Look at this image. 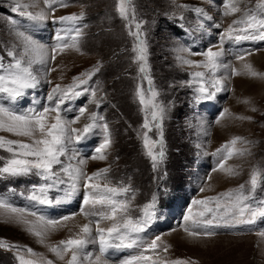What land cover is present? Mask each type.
<instances>
[{
    "label": "snow or ice",
    "instance_id": "snow-or-ice-1",
    "mask_svg": "<svg viewBox=\"0 0 264 264\" xmlns=\"http://www.w3.org/2000/svg\"><path fill=\"white\" fill-rule=\"evenodd\" d=\"M71 2L10 0V13L29 23L8 15L5 25L10 39L0 41L3 45L0 47V133H3L0 134V153L7 154L0 155V178L17 182L19 178H35L36 182L29 180L27 195L21 193L26 205L17 204L8 195H0V216L6 223H14L35 237L55 259L5 238H0V250L13 252L17 264H197L194 260L167 259L164 254L169 253L171 245L164 243L161 235L148 236L158 218L157 195L138 206L134 203L136 195L131 183L112 179L110 163L94 171L88 170L90 160L109 161L115 141L106 116L100 111L107 93L100 94L102 89L94 79L102 73V60L73 76L69 84L54 83L50 79L52 73L60 70L58 57L70 52L87 54L85 11L57 15L68 9ZM205 2L215 9L219 20L205 7L188 4H176V8L182 10L178 18L172 14V19L178 21L175 24L178 29L184 30L183 13L191 12L198 18L197 31L217 37L216 43H210L203 50L194 49L186 42H177L172 47L177 65L191 70L187 71L190 78L180 86L192 89L198 104L214 101L220 93L234 91L229 87L234 77L264 81V72L247 59L260 51L259 48L235 52V60L242 62L237 68L227 60L233 53L231 47H226L245 42L264 43V0ZM115 13L132 38L130 52L129 49L125 52H129L130 66L136 69L134 96L143 117L137 137L153 171L159 172L167 163L164 126L169 106L161 101V93L151 74L146 22L137 18L133 0H116ZM49 22L65 26L55 35L53 44L36 38L32 31ZM213 30L218 31L214 33ZM60 78L63 79V75ZM41 85L51 86L43 103L35 95ZM30 95L32 99L28 100ZM82 97L86 98L85 103L69 118L71 103ZM242 102L251 104L247 99ZM250 110L258 111L255 106ZM229 116L234 120L253 121L252 116H232L230 110L224 108L215 123L219 125ZM82 118L87 122L76 127ZM97 134L102 142L92 149L91 155H85L78 146H86ZM253 143L235 135L212 153L204 150L201 144L195 145L197 156L216 158L215 166L203 178L198 193L213 191L210 183L213 173L228 178L240 176L241 169L230 166L228 161L252 156ZM258 190L264 191V168L254 166L245 183L214 195L193 198L179 227L194 243L217 236L219 229H254L258 221L264 222V199H257ZM8 191L15 195L14 189ZM73 199H78L79 203L76 212L52 216L44 210ZM77 217H83L86 222L73 223ZM73 228L78 231L73 232ZM62 230L73 234L55 244L47 242L52 234ZM255 234L264 237V229H256ZM125 250H134V254L117 256Z\"/></svg>",
    "mask_w": 264,
    "mask_h": 264
},
{
    "label": "rangeland",
    "instance_id": "rangeland-1",
    "mask_svg": "<svg viewBox=\"0 0 264 264\" xmlns=\"http://www.w3.org/2000/svg\"><path fill=\"white\" fill-rule=\"evenodd\" d=\"M219 2L220 0H215V3L219 4ZM115 3L116 0H72L68 9L57 13V15H64L85 11L87 54L81 56L70 52L58 57L57 64L60 70L52 73L50 79L54 83L66 85L71 83L73 76L91 69L97 60H102L104 63L102 73L94 79L102 89L100 94L107 93V99L100 111L106 116L115 143L111 149L109 161L90 160L88 170L94 171L110 163L112 179L131 183L136 195L134 203L138 206L149 202L154 194L158 196V218L149 229L148 236L161 235L163 242L171 245L169 253L164 254L167 259L194 260L197 264H264V237L255 234L256 229H264V222L258 221L254 229L248 227L235 230L219 229L217 236L197 243L189 240L179 227L183 222L182 216L193 198L214 195L236 187L248 180L252 167L264 168V81L242 76L234 77L229 82V87L234 91L220 93L214 101L196 103L192 89L180 86L181 82L190 78L187 71L191 70L186 71L177 65L172 47L177 42H186L194 49L203 50L210 43H216L217 37L215 34L208 36L197 31L198 18L191 12L183 13L185 20L181 23L184 24V30L178 29L175 26L178 21L172 19V14L175 13L178 18L182 10L177 9L176 4H188L205 7L216 20L220 19L219 15L205 0H133L137 18L146 22L144 28L148 36L149 62L155 87L161 93V101L169 106L164 126L168 150L167 163L159 172H154L150 161L143 154L141 142L137 137L143 117L134 96L137 81L133 77L136 76V69L130 66L128 59L132 38L127 35L124 22L115 13ZM9 5L10 0H0V41L10 39L6 31L5 18L8 15L15 17V14L10 13ZM15 18L22 23H29L23 18ZM51 26L50 22L39 25L32 30L33 35L47 44H53L55 37L50 31ZM54 28L57 34L58 24H54ZM213 31L215 33L218 30ZM253 45L251 43L243 45L245 48L260 49L247 59L257 70L264 72V43ZM2 46L0 44V47ZM226 47L232 49L234 46L226 45ZM125 49H129V52H125ZM232 53L233 55H229L227 60L240 68L242 62L235 60V52ZM61 75L63 79L60 78ZM238 79L244 80H240L244 83L248 82L244 85L246 89L237 87L235 80ZM92 86L95 87L96 84ZM145 86H147L146 82ZM50 88V85H41L36 90V98L41 103L46 102L45 98ZM31 99L30 95L28 100ZM246 99L250 100L251 104L242 102ZM85 100L86 98L82 97L71 103L72 111L67 113L69 118L76 114L75 109L85 103ZM252 106H255L258 111L253 113L250 110ZM89 107L90 110H94L92 106ZM224 108H228L232 116H252L253 121L234 120L229 116L225 119L226 121L218 125L215 120ZM86 122L82 118L81 123L76 127H82ZM235 135L254 142L251 146L252 156L228 161L230 166L241 169V175L228 178L221 173H213V179L210 182L213 191L198 193L203 178L215 166L216 158L211 155L197 156L198 150L195 145L201 144L204 150L212 153ZM100 142L102 137L97 134L95 138H90L86 146L78 147L85 155H91L92 149ZM238 147L248 146L238 145ZM0 155L7 154L0 153ZM165 169L166 175H164ZM29 180L36 182L35 178H19V182L16 179L0 178V195H8L17 204L26 205L27 201L21 193L27 195V189L30 187ZM172 185L175 188H172ZM9 189H14L15 195H12ZM257 199H264V191L258 190ZM44 210L52 216L76 212L79 210L78 199ZM77 222L82 224L86 221ZM75 231L78 229L73 228V232ZM72 234L68 230H62L52 234L47 242L55 244ZM0 238H5L10 243L30 246L47 258L55 259L45 246L37 242L35 237L14 223H6L2 216H0ZM130 254H134V250H125L117 256ZM0 264H17L14 253L0 250Z\"/></svg>",
    "mask_w": 264,
    "mask_h": 264
},
{
    "label": "bare ground",
    "instance_id": "bare-ground-1",
    "mask_svg": "<svg viewBox=\"0 0 264 264\" xmlns=\"http://www.w3.org/2000/svg\"><path fill=\"white\" fill-rule=\"evenodd\" d=\"M258 54L261 55L260 53H258ZM252 58H254V57H252ZM240 80H242V79L235 80V81H236V84L238 85L237 87H240V86H241L242 89H246V87H245L244 85H245L246 83H248V82L245 81V83H244V82H242V81H244V80H242V81H240ZM224 121H226V120H223L222 122H224ZM227 121H228V119H227ZM78 218H79V217H78ZM78 218L76 219L77 221L84 220V219H78ZM77 221H76V222H77ZM76 222H75V223H76ZM77 223H79V222H77ZM77 223H76V224H77ZM175 233H176V232H175ZM175 233H174V234H175ZM177 233H178V232H177ZM174 234H173V235H174ZM176 237H177V236H176ZM172 238H175V237L172 236ZM176 240H177V238H176ZM176 240H175V241H176Z\"/></svg>",
    "mask_w": 264,
    "mask_h": 264
},
{
    "label": "trees",
    "instance_id": "trees-1",
    "mask_svg": "<svg viewBox=\"0 0 264 264\" xmlns=\"http://www.w3.org/2000/svg\"><path fill=\"white\" fill-rule=\"evenodd\" d=\"M173 186V185H172ZM172 188H175L174 186Z\"/></svg>",
    "mask_w": 264,
    "mask_h": 264
}]
</instances>
